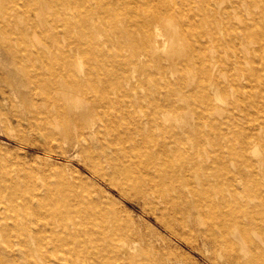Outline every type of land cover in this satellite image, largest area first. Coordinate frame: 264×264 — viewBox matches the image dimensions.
<instances>
[{
    "label": "bare ground",
    "instance_id": "6f19581e",
    "mask_svg": "<svg viewBox=\"0 0 264 264\" xmlns=\"http://www.w3.org/2000/svg\"><path fill=\"white\" fill-rule=\"evenodd\" d=\"M0 58V264H264V0H0Z\"/></svg>",
    "mask_w": 264,
    "mask_h": 264
},
{
    "label": "rangeland",
    "instance_id": "374dc122",
    "mask_svg": "<svg viewBox=\"0 0 264 264\" xmlns=\"http://www.w3.org/2000/svg\"><path fill=\"white\" fill-rule=\"evenodd\" d=\"M8 61V58H0V73L6 70L9 71L10 64ZM11 98V100L2 98L0 95V169L2 167L12 168L17 164L28 167L41 164L44 157H46V153L44 152L45 145L38 136L29 132L26 133L25 138H22L20 135H16L15 137L11 136V133H17L19 129L14 106L18 98L15 97V95ZM52 155L54 159H58L63 164H69L70 167L80 166L77 161L69 162L63 158H57L55 153H52ZM107 193L110 195L112 201L108 204L117 214L141 227V229L147 233H151L152 231H154L153 233L164 232L159 220H157L156 214L152 212L148 206H143L135 199L122 197L115 190H107ZM15 248H17L16 245ZM191 252L190 254L194 258L199 256L198 252ZM200 260L201 264H222L219 258H214L212 261Z\"/></svg>",
    "mask_w": 264,
    "mask_h": 264
}]
</instances>
